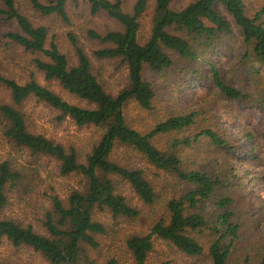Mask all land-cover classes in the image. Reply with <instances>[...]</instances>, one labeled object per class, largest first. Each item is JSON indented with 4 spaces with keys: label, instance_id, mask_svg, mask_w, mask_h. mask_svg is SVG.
<instances>
[{
    "label": "trees",
    "instance_id": "1",
    "mask_svg": "<svg viewBox=\"0 0 264 264\" xmlns=\"http://www.w3.org/2000/svg\"><path fill=\"white\" fill-rule=\"evenodd\" d=\"M28 1L34 12L30 11L40 18L70 23L69 8L79 4L89 16L111 18L114 28L103 33L89 28L84 37L97 46L94 57L119 60L127 76L121 88L109 91L77 34L67 35L75 50L73 61L55 42L48 25L29 17L18 0H0V43L14 47L10 50L21 56L29 55L34 68L15 78L0 63V132L12 147L33 158L29 166L11 156L0 159V244L8 241L16 248H30L51 264H79L86 245L98 247L96 235L107 233L106 226L94 219L97 209L114 218L138 216L139 210L118 190L126 183L142 202L159 206L153 210L150 229L126 240L134 264L150 263L156 240L167 242L186 264H264V211L253 209L245 194L232 160L237 141L223 136L213 124H200L197 110L168 109L148 130L135 127L126 113L131 104L142 111L155 109L157 88L147 79L150 73L171 74L175 83L180 76H193L197 83L217 88L226 100L256 101L257 95L263 96L258 82L259 67L264 68V1L254 5L249 0H189L180 6L174 0ZM150 7L149 35L141 41V19ZM236 35L243 45L238 62L250 86L245 80L244 87L232 85L224 69L208 58L210 50ZM37 74L89 105L64 99ZM250 87L259 92H249ZM30 99L56 110L59 120L96 128L89 149L32 132L21 109ZM246 136L254 150L260 140L264 143V130L259 136L253 131ZM118 148L131 150L153 166L163 178L158 185L161 190L167 187L170 195L160 194L145 169L115 158ZM202 149L206 152L198 158L195 152ZM42 158L54 161L57 176H78L79 186L66 197L45 186L40 231L4 211L12 194L25 200L37 192L42 174H47L45 164L39 163ZM0 264L15 263L0 260ZM105 264L120 262L110 257Z\"/></svg>",
    "mask_w": 264,
    "mask_h": 264
},
{
    "label": "rangeland",
    "instance_id": "2",
    "mask_svg": "<svg viewBox=\"0 0 264 264\" xmlns=\"http://www.w3.org/2000/svg\"><path fill=\"white\" fill-rule=\"evenodd\" d=\"M189 0H174V5H183ZM254 5L259 4L264 0H249ZM21 8L27 11L29 17L35 22H41L50 27L51 34L55 36V42L60 48L68 54L69 58L75 61V50L68 40V33L74 32L80 38L81 44H84L89 57L94 66V71L105 84V87L115 93L122 85L127 76V68L121 65L116 59H98L93 55V49L97 46L92 45L84 37L83 31L93 28L100 33L106 32L107 29L114 28L111 18L101 14L97 16H89L83 4L72 5L70 11V23H65L58 18H40L34 11L29 8L28 0H18ZM32 10V11H30ZM152 7L146 11L141 19L142 27L140 31V40L144 41L149 35L151 26ZM5 46L0 43V63L4 67V71L8 76L20 78L28 74V71L34 69L31 66L30 56L17 54L11 51L14 47ZM242 43L239 36H234L223 41L219 48L210 50L208 58L215 63L219 68L224 69L225 76L230 83L236 87H244L242 83L245 80L244 74L241 72V65L238 62ZM14 50V49H13ZM236 50V51H235ZM204 64V63H203ZM209 66L205 68L206 75L210 76ZM261 75L259 76L260 92L263 96L255 97L256 101L250 100H226L217 91V88L211 84L197 83L193 76H180L179 81L175 83L171 74L150 73L147 79L152 82L157 88L155 101V109L151 112L137 109L131 104L127 108L126 113L129 120L138 129L148 130L155 118H160L167 113V110L187 109L197 110L199 116L198 121L202 125H215L220 129L223 136L231 137L238 143L234 157V164L239 168L240 179L245 187V194L249 199V203L256 211H264V144L261 140L260 147L254 150L253 142L249 141L246 134L254 132L258 136L264 130V91L261 90V84L264 90V68L259 67ZM37 78L45 84H48L52 89L59 93L64 99L78 103L82 106H87L86 102L78 100L66 92L59 84L47 83L42 76L37 74ZM166 81V82H165ZM246 86H250L245 80ZM249 92L259 89L250 87ZM21 109L27 115V123L32 132L44 134L45 136L65 144L66 146L74 145L77 148L88 150L90 143L96 136V128H79L71 119H58V112L46 105L43 102H38L35 99L27 100L21 106ZM164 137V136H163ZM166 139V137H164ZM261 139V138H260ZM205 150L195 152L196 156H203ZM118 160L132 163L135 167L145 169L148 178H151L156 185L160 194L170 195L167 187L162 190L158 184H161L163 178L157 176V170L151 166L145 159L139 155L133 154L131 150L118 148L115 152ZM190 158H193L192 152L187 153ZM6 156L15 158L19 163L27 166L31 165L30 160L33 158L26 152L18 151L6 141L0 132V159ZM257 156V157H256ZM41 164H45L47 174L44 176L42 183L38 186L36 193L25 200H21L18 193L11 195L10 203L5 208V215L19 218L25 222L32 223L40 231L43 209L47 199L42 193L47 189L46 185L53 187L56 194L66 197L73 188L79 186L78 176H57L54 161H49L46 158L40 160ZM48 187V192L51 190ZM244 189V188H243ZM118 190L129 200V203L139 210L136 218H114L112 213L105 210H98L94 215V219L103 223L106 226V234H97L96 238L99 242L98 247L93 248L89 245L85 247V254L82 256L79 264H105L110 257L118 259L120 264H134L131 253L129 252L126 240L133 233H144L150 228L153 210L159 206H149L142 202L135 194L133 189L126 183L119 184ZM36 194V195H35ZM264 231V229L262 230ZM239 252V251H238ZM177 259V261H173ZM0 260L10 261L15 264H51L40 253L27 248H16L8 241L0 244ZM173 261L169 264H186L185 258L182 255H176L172 247L165 241L156 240L155 250L153 251L149 264H162Z\"/></svg>",
    "mask_w": 264,
    "mask_h": 264
}]
</instances>
